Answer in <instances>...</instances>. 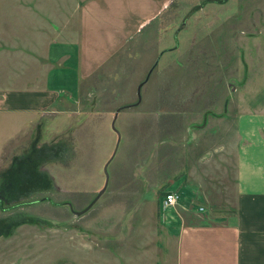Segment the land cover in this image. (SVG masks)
<instances>
[{
  "label": "rangeland",
  "instance_id": "obj_1",
  "mask_svg": "<svg viewBox=\"0 0 264 264\" xmlns=\"http://www.w3.org/2000/svg\"><path fill=\"white\" fill-rule=\"evenodd\" d=\"M57 1L59 14L74 19L86 0ZM234 104L256 116L264 109V0H173L95 67L76 96L62 93L31 124L11 117L0 161V264H82L74 243L91 236L114 246L141 205L156 204L150 199L165 196L170 177L184 171L199 148L192 140L219 136L223 122L236 131L227 109ZM124 105L107 188L76 215L67 203L84 209L104 184L117 140L112 118Z\"/></svg>",
  "mask_w": 264,
  "mask_h": 264
},
{
  "label": "crops",
  "instance_id": "obj_2",
  "mask_svg": "<svg viewBox=\"0 0 264 264\" xmlns=\"http://www.w3.org/2000/svg\"><path fill=\"white\" fill-rule=\"evenodd\" d=\"M172 1L86 0L73 19L59 14L57 0H0V161L11 117L31 124L62 93L76 96L95 67ZM240 108L227 107L236 131L223 122L219 136L192 140L199 148L167 181L166 192L181 194L175 206L164 209V195L154 196L114 246L92 236L74 243L82 264H264V109L256 116Z\"/></svg>",
  "mask_w": 264,
  "mask_h": 264
},
{
  "label": "water",
  "instance_id": "obj_3",
  "mask_svg": "<svg viewBox=\"0 0 264 264\" xmlns=\"http://www.w3.org/2000/svg\"><path fill=\"white\" fill-rule=\"evenodd\" d=\"M150 74H151V71L149 72V74L146 77V79L138 87V97L139 98H138V101L136 103H140L141 102V88L145 84V82L149 79ZM128 106H130V105H124V106L118 107L116 109L115 113H114L113 118H112L111 127L117 134V140H116V144H115V147H114L112 155L110 156V158L107 160V162L105 163V165L103 167V171H104V174H105V181H104V184H103L102 188L98 191V193L94 197V199L82 210H73L71 204H68V206L70 207V210L76 215H81L82 213L86 212L89 208H91L92 205L97 201V199L104 193V191L107 188V185H108L107 166L110 163V161L112 160V158H113V156H114V154H115V152L117 150L119 141H121V134H119L118 130L115 127V121L117 119L118 112L121 111L123 108L128 107Z\"/></svg>",
  "mask_w": 264,
  "mask_h": 264
},
{
  "label": "built area",
  "instance_id": "obj_4",
  "mask_svg": "<svg viewBox=\"0 0 264 264\" xmlns=\"http://www.w3.org/2000/svg\"><path fill=\"white\" fill-rule=\"evenodd\" d=\"M181 199V194L177 191H170L167 192L164 196V199L162 201L163 208L168 209L173 206H175ZM200 210H205V208L202 206L200 207Z\"/></svg>",
  "mask_w": 264,
  "mask_h": 264
},
{
  "label": "flooded vegetation",
  "instance_id": "obj_5",
  "mask_svg": "<svg viewBox=\"0 0 264 264\" xmlns=\"http://www.w3.org/2000/svg\"><path fill=\"white\" fill-rule=\"evenodd\" d=\"M9 181H10V179L8 178V182H7V184L9 183ZM67 204H70V203L68 202Z\"/></svg>",
  "mask_w": 264,
  "mask_h": 264
}]
</instances>
